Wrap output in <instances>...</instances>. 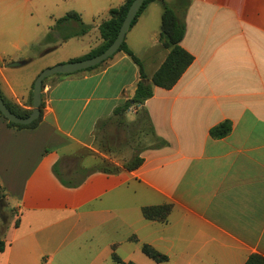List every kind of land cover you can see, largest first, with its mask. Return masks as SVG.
I'll return each instance as SVG.
<instances>
[{
	"label": "crops",
	"instance_id": "1",
	"mask_svg": "<svg viewBox=\"0 0 264 264\" xmlns=\"http://www.w3.org/2000/svg\"><path fill=\"white\" fill-rule=\"evenodd\" d=\"M20 7L0 0V95L31 109L43 68H19L53 51L45 36L58 18L36 24L29 37L22 23L5 21L7 9ZM161 12L149 3L124 39L149 78L168 52L159 43ZM175 12L185 24L180 46L193 61L172 88L154 87L143 104L167 146L144 149L137 169L94 170L97 134L115 124L114 108L139 80L122 51L91 70L46 78L35 127L0 118V189L14 197L9 205L0 193V264H118L112 253L134 264L264 257V0H190L182 16ZM13 61L24 65L5 67ZM136 111L126 112L127 122ZM223 121L229 134L211 138L209 129ZM130 157L111 163L121 167ZM161 204L171 205L166 222L143 218L142 207ZM142 244L167 260H151Z\"/></svg>",
	"mask_w": 264,
	"mask_h": 264
},
{
	"label": "trees",
	"instance_id": "2",
	"mask_svg": "<svg viewBox=\"0 0 264 264\" xmlns=\"http://www.w3.org/2000/svg\"><path fill=\"white\" fill-rule=\"evenodd\" d=\"M132 1L133 0H125L123 4L120 5L119 7L112 8L109 10L108 19L102 21L97 27L101 39V44L98 47L91 50L88 54L84 55L83 57L77 60L93 57L101 53L109 46V44L114 40L119 30V27L125 17L127 9ZM189 1L190 0H185V2L177 6V8L178 9L182 8L184 12ZM151 2H159L162 6V12L160 16L159 43H160V47L162 49L168 50V52L162 64L149 78L147 77V75L143 70L141 61L129 50V48L125 43V40L123 41L117 52L119 51L124 52L138 66L139 80L137 82L135 92L132 98L126 100L125 102L114 108L112 119L118 129L120 127H128L130 126V124L140 125L144 122H147L149 124L150 134L152 135L153 138V143L150 146L141 149H136L131 154V157L122 163L121 167L108 161H102L99 165L94 167V170L103 173H107V174L117 173L121 169L127 171H133L137 169L139 166H141V164L143 163V159L140 157V154L144 149H159L167 146V142L155 134L149 115L147 111L143 108V104L147 99L152 97L154 87H159L163 89L172 88V86L177 82V80L181 77V75L186 70V68L193 61V56L180 46V42L185 34V24L183 19L177 16L175 12L176 10H178L177 8L175 9L171 7L164 0H145L137 16ZM137 16L132 21L130 27L135 23ZM71 24H76L78 26V30L76 31L70 30L69 34L67 33L66 35H62L60 37L62 41L69 39L70 37L84 34L89 30V26L84 25L82 23L79 14L75 12H70L64 15L63 17L58 18L54 22L53 26H51L50 30L45 36V40L49 41L53 39L54 34H57L58 30L60 29L62 30L64 28L68 29V27ZM95 67L86 70H91ZM4 103L6 107L13 114L19 117H26L31 112V109H22L8 102H4ZM30 106L32 107V92H31ZM131 107H135L137 109L135 120L132 121V123L127 122L125 119V114ZM0 118L6 121L9 127L32 128L35 127L41 120V113L39 118L33 121L29 125H18L8 122L2 116L1 113H0ZM230 131H231V123L229 121H223L209 129V136L213 139H220L227 136ZM170 211H171L170 204L144 206L141 208V214L143 218H145L146 220L159 221L162 223L167 221V217ZM4 248H5V243L4 241L0 240V253L3 252ZM140 249L145 256H147L148 258H150L151 260L157 263L164 262L167 260V257L165 255L159 253L152 246L148 244H142ZM111 259L118 264H134L133 262H123L115 253L111 254ZM244 264H264V257L256 253L251 254L248 256Z\"/></svg>",
	"mask_w": 264,
	"mask_h": 264
},
{
	"label": "rangeland",
	"instance_id": "3",
	"mask_svg": "<svg viewBox=\"0 0 264 264\" xmlns=\"http://www.w3.org/2000/svg\"><path fill=\"white\" fill-rule=\"evenodd\" d=\"M165 1L175 9L185 2V0ZM18 2L21 3L22 7L18 8L15 13H9L10 9H7L5 21L7 23H22L24 28L27 29L29 37L33 36L36 24L54 21V19L63 17L70 12L79 14L82 23L89 26V30L86 33L70 37L64 41L60 37L67 33L69 34L70 30H78V26L71 24L68 29L58 30V33L54 34V38L48 42L50 44L48 48H54L52 52L46 54L43 59L36 58L29 64L19 68L24 69L21 71H28L37 68L38 70L39 68L46 69L58 64L75 61L96 48L97 43L101 41L97 24L108 19L109 10L119 7L122 0H38L35 3L34 1L18 0ZM156 3L160 4L159 2ZM176 11L179 16H182V8ZM42 35H38L37 40L42 41ZM28 52L30 54L37 53L32 47L28 48ZM114 126L115 124H112L106 127L104 132H98L97 134L96 149L98 153L95 154V166H97V163H101L100 160L120 163L123 159L128 158L136 149L150 146L153 143L147 122L140 125L130 124L128 127H120L119 129ZM0 193L6 197L9 205L14 204V197L7 190L0 189ZM9 205L6 208H9Z\"/></svg>",
	"mask_w": 264,
	"mask_h": 264
},
{
	"label": "water",
	"instance_id": "4",
	"mask_svg": "<svg viewBox=\"0 0 264 264\" xmlns=\"http://www.w3.org/2000/svg\"><path fill=\"white\" fill-rule=\"evenodd\" d=\"M145 0H133L127 9L125 17L119 27V30L114 38V40L109 44V46L103 50L101 53L86 59L71 61L66 64H58L53 67L43 69L35 77L32 85V107L31 112L26 117H19L13 114L5 105L1 95H0V113L2 116L11 123L18 125H29L33 121L39 118L41 113V87L43 81L53 75H68L73 74L78 71H83L92 67H95L111 56H113L125 39V35L132 23V21L137 16ZM24 65V62H10L6 63L5 67L15 68Z\"/></svg>",
	"mask_w": 264,
	"mask_h": 264
}]
</instances>
